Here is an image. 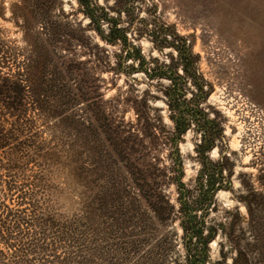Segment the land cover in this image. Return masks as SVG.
I'll return each instance as SVG.
<instances>
[{
  "label": "rangeland",
  "instance_id": "rangeland-1",
  "mask_svg": "<svg viewBox=\"0 0 264 264\" xmlns=\"http://www.w3.org/2000/svg\"><path fill=\"white\" fill-rule=\"evenodd\" d=\"M52 1L50 15L62 26L58 34L45 33L34 19L42 0H0V77L44 62L50 64L52 84L72 93L67 109L57 106L60 92L54 90L31 112L39 139L52 149L44 172L55 209L68 215L79 208L84 188L75 172H121L132 186L128 172H145L178 210L177 181L167 177H182L191 190L182 203L193 204L198 173L209 159L231 186L217 193V206L206 217L223 226L208 264L232 263L231 230L243 238V247L254 235L263 246L264 0H95L108 18L100 33L77 0ZM184 43L194 59L181 60L176 48L185 52ZM63 114L95 127L101 115L111 131L85 138ZM177 127L185 133L178 135ZM209 140L212 148L199 154L197 146ZM4 151L0 158L6 162ZM27 166L28 173L39 169L33 162ZM3 187L0 182V198L16 206L2 195ZM249 192L263 196L252 214ZM175 227L181 235L178 220Z\"/></svg>",
  "mask_w": 264,
  "mask_h": 264
},
{
  "label": "trees",
  "instance_id": "trees-1",
  "mask_svg": "<svg viewBox=\"0 0 264 264\" xmlns=\"http://www.w3.org/2000/svg\"><path fill=\"white\" fill-rule=\"evenodd\" d=\"M42 1L41 12L34 19L45 33L58 34L62 26L49 10L53 1ZM77 2L89 25L100 33L101 22L108 19L105 8L95 0ZM176 49L181 60L195 58L186 43L185 52ZM54 90L60 92L57 106L67 109L72 93L64 94L52 84L50 64L44 62L36 68L25 64L16 74L0 77V149H7L6 162L0 158V169L6 170L0 174V182L6 185L2 195L17 203L11 207L0 198V264H208L211 244L223 226L210 224L206 217L217 206V193L231 186L222 168L209 159L198 173L195 188L199 196L193 204L182 203L191 194L182 177H167L177 181L178 210L153 176L148 181L145 172H128L133 176V186L121 172H75L84 188L79 208L68 215L55 209L49 172H44L52 160V149L39 139L35 117L31 115L32 110L44 106ZM192 111L201 115L199 110ZM95 119L98 127L83 121L76 124L74 117L64 116L63 120H69L85 138L99 139L111 131V126L101 115ZM185 131L186 128H176L178 135ZM211 148V140L205 141L197 146V152L205 155ZM29 162L39 169L25 172ZM248 197L247 208L252 214V205L261 206L257 201L263 196L249 192ZM197 211L204 213L199 216ZM177 220L181 235L175 230ZM170 223L174 225L170 227ZM227 238L235 250L231 264H264L260 236L254 235L253 243L245 247L241 244L243 238L234 230ZM217 264L229 263L225 260Z\"/></svg>",
  "mask_w": 264,
  "mask_h": 264
}]
</instances>
